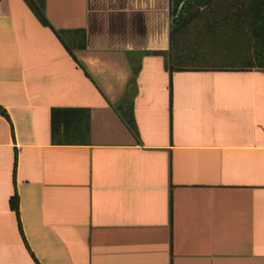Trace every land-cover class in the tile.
<instances>
[{"label": "crops", "instance_id": "1", "mask_svg": "<svg viewBox=\"0 0 264 264\" xmlns=\"http://www.w3.org/2000/svg\"><path fill=\"white\" fill-rule=\"evenodd\" d=\"M170 3L0 0V264H264V71L172 72Z\"/></svg>", "mask_w": 264, "mask_h": 264}, {"label": "trees", "instance_id": "2", "mask_svg": "<svg viewBox=\"0 0 264 264\" xmlns=\"http://www.w3.org/2000/svg\"><path fill=\"white\" fill-rule=\"evenodd\" d=\"M44 20L45 0H30ZM173 71H264V0H171ZM0 115L7 116L0 108ZM18 212V200H12Z\"/></svg>", "mask_w": 264, "mask_h": 264}]
</instances>
